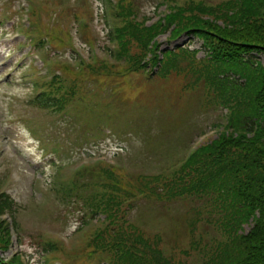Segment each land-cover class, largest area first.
<instances>
[{
  "label": "trees",
  "instance_id": "obj_1",
  "mask_svg": "<svg viewBox=\"0 0 264 264\" xmlns=\"http://www.w3.org/2000/svg\"><path fill=\"white\" fill-rule=\"evenodd\" d=\"M198 2L194 7L192 0L182 4L172 16L179 19L180 31L200 33L213 48L214 58L203 62L208 74L195 75L193 80L205 83L207 99L223 104L226 100L231 106L233 116L227 127L231 133L224 131L187 159L179 158L175 162L178 168L172 166L151 176L152 181L166 178L160 186L150 185L141 176L131 178L130 174L124 176L125 180L114 166L99 165L94 180L97 191L90 202L77 199L83 201L92 218L98 210L107 214L106 223L95 229L91 243L95 252L96 248L104 252L109 264H264V67L255 65L253 57L243 60L244 52H264V0H224L219 6ZM158 32L160 26L146 29L148 42ZM218 66L220 72L215 76ZM231 70L238 71L246 82L240 84L229 74ZM194 81L187 79L185 83ZM216 81L225 86L224 95L215 86ZM44 94L48 102L56 100L54 91ZM249 133L253 137H248ZM58 146L55 142L52 149L56 151ZM143 196L161 201L182 196L198 204L194 207L198 216L190 220L191 242L168 251L160 234L150 237L139 230L137 234L135 226L119 223L127 203ZM7 197L0 196V214L12 208ZM188 218L184 219L187 234ZM251 218L255 219L254 227L249 234L241 233ZM200 222L214 225L224 239L215 236L209 242H200L196 235ZM8 235V225L0 219V242L8 243ZM10 264L23 261L16 256Z\"/></svg>",
  "mask_w": 264,
  "mask_h": 264
},
{
  "label": "rangeland",
  "instance_id": "obj_2",
  "mask_svg": "<svg viewBox=\"0 0 264 264\" xmlns=\"http://www.w3.org/2000/svg\"><path fill=\"white\" fill-rule=\"evenodd\" d=\"M97 1L90 0L97 16L93 26L99 32L98 38L105 42L108 34L106 31L107 21L105 17L101 16L103 12ZM152 1L142 0V14L146 16L156 15V13H153L155 10ZM20 4L21 2H18L15 6L10 3V0H0V179L2 174L10 168V165L19 172L20 177L23 176L19 181H14L10 185L9 193L13 195L16 204L18 206L21 205V207H18L17 217L20 225H23L21 236L24 244L20 247L14 236L13 242L9 244V250L2 255L10 258L15 252L24 251L23 255L27 264H87L92 256L99 254L100 257L104 258L103 264H107L106 255L94 252L90 242L91 239L87 241L89 234L101 223L96 220L90 221L87 225L84 223L86 219L82 216L85 211L83 204L80 202L74 203L70 199H63L57 190L53 191L51 198L47 202L38 194L32 197L31 187L38 184L39 180L44 176L46 183L43 189L46 187L52 188V183H50L51 175L58 170L53 165L54 162L56 164L62 160L63 163H75L79 159L89 156L92 151L97 155L101 154L104 156L105 153L109 156L110 154L111 157L117 152V149H114L116 145L123 147L130 157L133 156V162L130 161L129 166H135L136 164V166L142 167L144 170L151 169L152 172H157L161 164L153 162L151 153L155 154L157 151H162L167 147L175 151L183 136L191 135L193 131L192 135L195 136L192 140H194L201 133L214 129L211 127H215V123L225 121V112L221 114L222 107L218 104L210 107L205 100L198 99L195 100V105H193L189 114L185 115L178 111L183 110L186 103L184 106L174 105L171 110H169V107L163 109L164 102L168 101H165L163 97H159L154 104L153 114L149 113L137 122L135 120L131 121L124 116L122 110L124 107L122 105L114 104L107 110V113L114 112V114L118 113L120 115L122 112V114L119 117H115V119H111V121H120L121 118L123 122L122 125L121 123L119 124V127L124 131L130 127L136 129L139 123L138 126L142 128L140 134L130 136L127 133L119 135L111 132L107 134L106 138H110L106 142L104 140V131H101L95 143L72 149L61 132L59 134L62 142L60 146L61 157L51 153V147L43 145L29 131L27 125L21 123V119L25 116L34 117L38 121H33V124L41 125L44 130V133L41 134L45 135L48 141L54 142L57 140L60 129L57 122L53 123V119L48 121L44 112L33 109L28 102L33 96L34 79L45 73L46 69L38 56L30 54L31 46L23 44L26 40V35H23V32L27 30L28 26L26 17L20 15L12 16L14 13H10L11 11L15 12ZM10 17L13 20L10 21ZM47 17H49L48 14ZM47 17L45 19L48 20ZM2 21L4 22L1 23ZM20 22L24 24L21 25ZM22 28L23 32L21 31ZM14 34L19 35V37H15ZM78 39L79 42L77 41L75 48L82 51L86 59H89L91 54L88 48L84 46L83 40L81 41V36ZM186 40L187 38L183 39L182 42ZM16 42H19L18 45ZM160 42L167 46L166 36L160 38ZM200 45L201 42L196 41L193 48L198 49ZM60 49L62 52H66V47H61ZM100 49L105 53L102 46ZM67 51V55L71 54V50L67 49ZM204 56V53L200 52L199 57ZM100 71L104 72L103 69H100ZM127 79L130 81L134 80L135 77L131 75L123 77L124 81ZM202 89L203 87L198 88L196 93L199 94ZM168 93L173 95L170 91ZM186 93L191 94V91H186ZM76 97L88 101L86 105L83 103L85 111L93 110L95 115L104 120V100L105 102L108 100L107 97L104 98V85L99 84L95 88H91L84 82L79 93L76 92ZM147 97V93L141 96L142 99ZM179 99L175 95V104ZM50 132H53L52 136L54 134L55 136L51 138L49 136ZM147 138L148 140L153 138V144H158L150 146L147 144ZM43 143H46L45 139ZM10 149L14 153H11ZM138 159L142 162L135 163ZM144 170H141V172L145 173L146 171ZM5 179L6 177L0 180V189ZM33 183L34 185L31 186ZM191 205V203L187 202H156L145 198L139 200L137 209L131 211V204H127L126 209H130L129 212L131 211L132 213L131 219L136 224L153 230L152 234L161 233L162 230H165L168 235H164V238L169 251L178 246L183 247L184 244H187L188 239L186 242L185 230L174 228L177 227L174 224L170 225L169 222L172 221V218L166 214V211L171 209L172 213L181 211L182 214L185 213L186 215V211ZM200 229L205 231L204 235H199L197 238L202 243L205 240L209 242L215 236L224 239L222 233L216 232L206 224L201 223ZM57 236L65 241L60 242L61 249L47 246L48 251H46L44 241L53 240ZM203 237H205L204 241L202 240ZM94 264H98V262L95 261Z\"/></svg>",
  "mask_w": 264,
  "mask_h": 264
}]
</instances>
